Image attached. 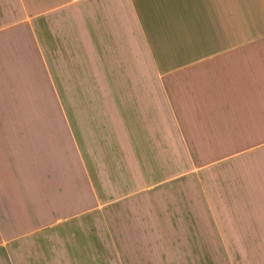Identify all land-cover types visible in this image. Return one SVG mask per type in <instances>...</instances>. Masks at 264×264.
<instances>
[{"label": "crops", "instance_id": "obj_1", "mask_svg": "<svg viewBox=\"0 0 264 264\" xmlns=\"http://www.w3.org/2000/svg\"><path fill=\"white\" fill-rule=\"evenodd\" d=\"M221 164L248 227L264 0H0V264L99 202L212 185Z\"/></svg>", "mask_w": 264, "mask_h": 264}, {"label": "rangeland", "instance_id": "obj_2", "mask_svg": "<svg viewBox=\"0 0 264 264\" xmlns=\"http://www.w3.org/2000/svg\"><path fill=\"white\" fill-rule=\"evenodd\" d=\"M217 169L212 185L170 179L99 202L66 228L42 232L32 243L26 239L21 258L9 264H264V174L249 181L263 195L244 197L248 227L240 228V212L232 219L241 197L229 194L230 167Z\"/></svg>", "mask_w": 264, "mask_h": 264}]
</instances>
